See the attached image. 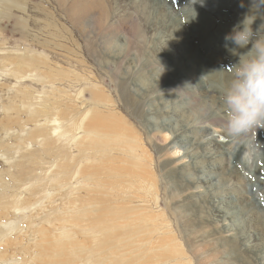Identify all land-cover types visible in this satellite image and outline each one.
<instances>
[{
  "label": "bare ground",
  "instance_id": "obj_1",
  "mask_svg": "<svg viewBox=\"0 0 264 264\" xmlns=\"http://www.w3.org/2000/svg\"><path fill=\"white\" fill-rule=\"evenodd\" d=\"M186 2L68 0L67 35L50 22L71 43L68 66L31 48L1 53L0 72L19 81L1 106L12 160L0 169L1 264H192L178 237L207 245L212 264H264V138L244 159L221 94L247 51H228L224 37L252 0H204L194 19ZM14 7L25 12V0H0V21Z\"/></svg>",
  "mask_w": 264,
  "mask_h": 264
},
{
  "label": "rangeland",
  "instance_id": "obj_2",
  "mask_svg": "<svg viewBox=\"0 0 264 264\" xmlns=\"http://www.w3.org/2000/svg\"><path fill=\"white\" fill-rule=\"evenodd\" d=\"M68 0H25L26 3V11L18 9L17 7H14L11 9V15H3L0 21V56L3 54H6L7 52L14 53L17 49L25 48H31L33 50H37L40 52L47 53L50 57H52L53 61H58L63 65L68 66V63L73 60V55L68 52V48H71L70 41L65 37H54L50 33L55 32L54 24L50 22H54L57 24V27L60 29H63V33L67 35L66 29H71L69 21L66 19V17L62 16L60 8L67 2ZM226 3H229L233 6H240L241 3L245 2V0H225ZM22 18H25L28 20L27 24V30H22L21 26L19 25V21L22 20ZM233 23H231L230 26H232ZM119 26V25H118ZM126 32L130 33L131 41L132 43H135L137 41L138 33L141 32L142 28L139 23V21L134 18L130 21V23H127ZM118 30V31H117ZM122 30V31H121ZM125 29L115 26V30L117 32H124ZM29 32L32 35L38 34L41 41L48 40L50 43L54 46V43L61 44L65 47L54 48L52 51L47 48H41V46L34 43L29 42V40H26V37L24 36L23 32ZM61 32V35H62ZM76 38L79 39V41H82L80 39L79 34L76 33ZM31 44V45H30ZM36 44V47H35ZM40 48V50H38ZM22 50V51H23ZM3 53V54H1ZM12 55V54H11ZM3 70V69H2ZM7 70H5L3 73L0 72V118L3 117L4 112L1 109V106L8 104L14 95L15 88L19 86V81H16L15 78H12L9 76V73H6ZM101 78L104 80L103 83H99L101 86H104L107 88L112 94H114L115 91V85L110 81L108 75L104 72H102ZM31 79V78H30ZM30 79L27 78L25 80H22L21 82L24 83H30ZM3 84L7 86H3ZM10 84V85H9ZM34 86L38 89L42 88L41 84H34ZM42 90V89H41ZM73 91V90H72ZM85 98L86 102L89 103V94L88 92H85ZM38 95V94H37ZM30 126H27V129H29ZM10 133H14L13 131ZM78 134L76 137L79 138ZM0 136L2 134L0 133ZM5 133L4 137L5 138ZM221 138L224 139V137L221 135ZM264 138V132L261 129H251L249 132H246L245 135L242 137V139L239 141L240 146L244 150L243 152V158H253L254 155L257 152L256 145L262 143ZM28 149H31L33 147V144L30 143L29 146L26 145ZM72 151H76V148L73 146V144H70ZM76 152H74L75 154ZM253 153V154H252ZM19 154H14V156H18ZM12 160H8L7 154L0 150V169L4 168L7 169L10 166ZM50 171H48L46 174L49 175ZM25 187L20 188V192H24ZM45 195V194H43ZM24 196V193L21 197ZM55 207L60 206V203H57L54 205ZM39 209V208H37ZM33 210V209H32ZM34 209L33 211L28 210L26 212H23L25 214L31 215L32 213H35ZM14 211V210H12ZM40 211V210H39ZM16 215H21L22 213L20 211H14ZM22 214V215H25ZM175 229V232L177 234V229ZM16 231H14L12 234H14ZM178 242L182 245L186 244L188 245V256L192 259V264H212L213 258L216 256V254H210L207 255L208 247L207 245L202 244H193L191 239L184 240L181 237H178ZM243 262H245V258L243 259ZM19 262H14L11 264H15ZM1 264V263H0Z\"/></svg>",
  "mask_w": 264,
  "mask_h": 264
},
{
  "label": "clouds",
  "instance_id": "obj_3",
  "mask_svg": "<svg viewBox=\"0 0 264 264\" xmlns=\"http://www.w3.org/2000/svg\"><path fill=\"white\" fill-rule=\"evenodd\" d=\"M197 3L204 6V0H187L184 4L195 12L191 19L196 17L193 6ZM258 17L264 20V0H252L250 14L224 37L228 51L247 49L239 62L231 66L232 78L221 93L228 117L226 129L233 136L264 128V23L254 30Z\"/></svg>",
  "mask_w": 264,
  "mask_h": 264
}]
</instances>
